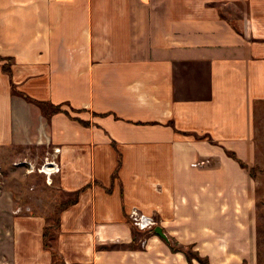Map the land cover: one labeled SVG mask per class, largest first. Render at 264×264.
I'll list each match as a JSON object with an SVG mask.
<instances>
[{"label": "crops", "instance_id": "0c3cea01", "mask_svg": "<svg viewBox=\"0 0 264 264\" xmlns=\"http://www.w3.org/2000/svg\"><path fill=\"white\" fill-rule=\"evenodd\" d=\"M262 102L264 0H0V165L32 177L19 162L60 147L56 204L79 190L52 217L3 189L0 264L250 261L252 177L228 152L250 165Z\"/></svg>", "mask_w": 264, "mask_h": 264}, {"label": "rangeland", "instance_id": "374dc122", "mask_svg": "<svg viewBox=\"0 0 264 264\" xmlns=\"http://www.w3.org/2000/svg\"><path fill=\"white\" fill-rule=\"evenodd\" d=\"M252 141L254 143V154L252 162L248 166L250 167L252 165H255V176L254 178H252V212L255 229V246L254 252L251 256V260L246 261L245 264H264V102L256 104ZM58 148L61 149L60 147ZM59 153L60 151L58 152V154ZM52 154L53 149L52 152L50 154H46L45 157H50ZM55 159L58 165L60 166L59 160L57 158ZM42 161L39 162L41 163ZM40 163H38V166ZM0 167L1 193L3 189H6L8 192L10 191L9 193L13 194L12 196L14 199H17L19 196H21L19 198L22 199V196H25L27 197L25 199L27 201L32 198L33 203L35 202V199H41L43 205L40 207V209H42L43 211L45 210L47 213L50 212L52 217H56V213L59 210V205L56 203L58 200L60 201L62 197L60 198V194L57 192V189L52 179L53 176L51 177V182L48 184L46 182L45 175L36 172L32 173V175L34 176L28 177V175L24 174V169H22L20 165H0ZM7 167L12 169L9 171L7 170ZM17 187L20 189L19 192L16 190ZM16 209L18 211L20 208ZM25 209L27 211L29 209L34 210L35 208L27 207ZM153 232L154 228L152 229L151 233ZM190 251L191 250L189 249V259H194L198 261Z\"/></svg>", "mask_w": 264, "mask_h": 264}, {"label": "built area", "instance_id": "2783aa9c", "mask_svg": "<svg viewBox=\"0 0 264 264\" xmlns=\"http://www.w3.org/2000/svg\"><path fill=\"white\" fill-rule=\"evenodd\" d=\"M60 149L58 147L53 148V154L49 157L46 156L43 158V161L39 164L30 161H22L19 162L25 165L26 174L32 173H41L45 175L46 182L49 184L51 182V177L59 172L60 166L56 162V154ZM1 193V186H0ZM129 223L133 227L135 231L143 232V233H151L152 229L156 226V220L153 215L146 214L140 211L137 208H132L127 214ZM140 245L145 246V239L140 240Z\"/></svg>", "mask_w": 264, "mask_h": 264}, {"label": "trees", "instance_id": "16d2710c", "mask_svg": "<svg viewBox=\"0 0 264 264\" xmlns=\"http://www.w3.org/2000/svg\"><path fill=\"white\" fill-rule=\"evenodd\" d=\"M7 66H8L7 63L2 64V70H3L4 72H9V69H8ZM51 107H55V108L59 109V105H56V106L51 105ZM64 112H65L66 114L69 115V112H68V111L65 110ZM74 119L78 120L79 122H81V123L84 124V125L87 124V122H85V121H83V120H80V119H78V118H74ZM228 153H229V155H230L232 158H234V159L239 163V165H240L241 167L248 169L250 176H251L252 178H254V176H255V174H254V168H255V165H253L252 167H248V166H246L245 163H243L241 160H239V159L236 157V155L234 154V152H228ZM78 194H79V190L75 192V194H74L73 197L68 198V199L63 200L62 202H60V203H59V208H60V209H64V208L68 207L69 205L74 204V203L76 202V200H77ZM45 246L48 247V245H47L46 243H45ZM172 249H173V250H181L180 248H176V247H173V246H172ZM184 251L186 252V254H187V258H188V260H189V262H190V259H189V257H188L189 249H188V250H184ZM190 252H192V251H190ZM192 255H194V257H195V258H196L201 264H209L208 261H207V259H206V258H202V257H200V256L198 255L197 252H192Z\"/></svg>", "mask_w": 264, "mask_h": 264}, {"label": "water", "instance_id": "95a60500", "mask_svg": "<svg viewBox=\"0 0 264 264\" xmlns=\"http://www.w3.org/2000/svg\"><path fill=\"white\" fill-rule=\"evenodd\" d=\"M154 232L157 234V235H159L160 237H162V238H166V236H165V234L163 233V231H162V228L160 227V226H155L154 227Z\"/></svg>", "mask_w": 264, "mask_h": 264}]
</instances>
